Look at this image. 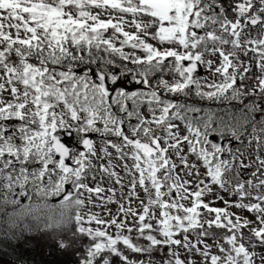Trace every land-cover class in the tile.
<instances>
[{
	"label": "snow or ice",
	"instance_id": "obj_1",
	"mask_svg": "<svg viewBox=\"0 0 264 264\" xmlns=\"http://www.w3.org/2000/svg\"><path fill=\"white\" fill-rule=\"evenodd\" d=\"M37 235L264 264V0H0V238Z\"/></svg>",
	"mask_w": 264,
	"mask_h": 264
},
{
	"label": "rangeland",
	"instance_id": "obj_2",
	"mask_svg": "<svg viewBox=\"0 0 264 264\" xmlns=\"http://www.w3.org/2000/svg\"><path fill=\"white\" fill-rule=\"evenodd\" d=\"M30 247L28 254L34 255L32 259H39L43 264H73L75 259L73 252L69 249L61 252L53 238L49 235H37L27 238ZM67 239V237H65ZM0 264H15L6 260H0Z\"/></svg>",
	"mask_w": 264,
	"mask_h": 264
},
{
	"label": "trees",
	"instance_id": "obj_3",
	"mask_svg": "<svg viewBox=\"0 0 264 264\" xmlns=\"http://www.w3.org/2000/svg\"><path fill=\"white\" fill-rule=\"evenodd\" d=\"M28 239L22 243H9L0 238V260H6L15 264H43L39 259H32L34 255H29L30 247L27 245Z\"/></svg>",
	"mask_w": 264,
	"mask_h": 264
},
{
	"label": "flooded vegetation",
	"instance_id": "obj_4",
	"mask_svg": "<svg viewBox=\"0 0 264 264\" xmlns=\"http://www.w3.org/2000/svg\"><path fill=\"white\" fill-rule=\"evenodd\" d=\"M125 86H127V85H125Z\"/></svg>",
	"mask_w": 264,
	"mask_h": 264
}]
</instances>
